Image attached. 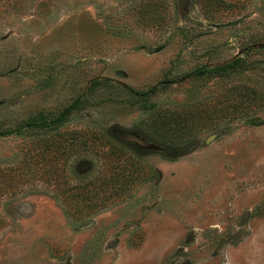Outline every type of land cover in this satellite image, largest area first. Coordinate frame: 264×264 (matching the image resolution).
<instances>
[{
  "label": "rangeland",
  "instance_id": "obj_1",
  "mask_svg": "<svg viewBox=\"0 0 264 264\" xmlns=\"http://www.w3.org/2000/svg\"><path fill=\"white\" fill-rule=\"evenodd\" d=\"M76 100L58 129L0 138V264H264V0H0V132ZM79 131L126 144L142 178L81 218L106 162L63 141L37 176L30 156Z\"/></svg>",
  "mask_w": 264,
  "mask_h": 264
},
{
  "label": "trees",
  "instance_id": "obj_2",
  "mask_svg": "<svg viewBox=\"0 0 264 264\" xmlns=\"http://www.w3.org/2000/svg\"><path fill=\"white\" fill-rule=\"evenodd\" d=\"M204 0H201V2ZM208 1V0H207ZM242 58L237 57L231 63L224 64L215 68L211 67H200L195 69L193 72L194 76H204V75H222L227 72H233L236 67L238 68L242 64ZM156 87L149 90L145 93H134L137 96H148L155 91ZM244 92V91H243ZM78 100H76L72 105L65 108L55 117H48L43 114L36 115L34 117H30L26 119L21 125L0 132V138L4 135L16 134L22 135L25 130H42V131H51L58 129L68 120V117L72 110L76 108L78 104ZM78 138H71L72 140H67V138L59 136L58 140H49L47 139H36L33 142L32 150L30 151V156L33 160H36V164L34 168V173L37 176L47 175L46 163L44 161L45 154L49 149H54L55 152L51 157V163H57L61 160V155L64 156V159L67 158L65 156V147L62 150L63 141L70 144L71 146L78 148H82L81 152H92L99 154V158L103 159V162H106V167L109 170L112 176H107L105 174L104 179H91V180H83L79 182L78 188L80 190V194L76 195L79 197L81 201H79L83 207L85 204V209L82 211L81 209H74L73 216L81 217H89L94 214L100 207L104 208L108 203L121 200L125 197L127 191H130L129 188L132 186L134 182H142V178L138 175V165L132 163L131 157L128 158L126 156V149L124 146L126 144L117 142L119 145H114L113 137L109 133H105L102 137H97L96 134L88 131H79L76 133ZM76 140V143H75ZM74 142V143H72ZM56 148V149H55ZM67 152V151H66ZM126 156V157H125ZM63 159V158H62ZM16 176V171L12 169L3 170L0 169V200L6 196L9 192L7 189L12 188L14 177ZM85 179V178H84ZM89 188V189H88ZM93 199L94 201H91ZM92 203V207H91ZM101 208V209H102ZM3 228V219L0 215V230Z\"/></svg>",
  "mask_w": 264,
  "mask_h": 264
},
{
  "label": "water",
  "instance_id": "obj_3",
  "mask_svg": "<svg viewBox=\"0 0 264 264\" xmlns=\"http://www.w3.org/2000/svg\"><path fill=\"white\" fill-rule=\"evenodd\" d=\"M231 25H234V24H225V25H222L221 27H228V26H231ZM113 135L115 137H117L118 139L122 140V141H125V142H129V143H134L136 144L137 146H139L140 148H147V149H154L153 146L151 145H148V144H145L143 142H138L133 135H126V134H122V133H119L117 131H113Z\"/></svg>",
  "mask_w": 264,
  "mask_h": 264
},
{
  "label": "bare ground",
  "instance_id": "obj_4",
  "mask_svg": "<svg viewBox=\"0 0 264 264\" xmlns=\"http://www.w3.org/2000/svg\"><path fill=\"white\" fill-rule=\"evenodd\" d=\"M134 136V135H133ZM134 138L138 141V142H142L140 139H138V138H136L135 136H134ZM144 143V142H143Z\"/></svg>",
  "mask_w": 264,
  "mask_h": 264
}]
</instances>
